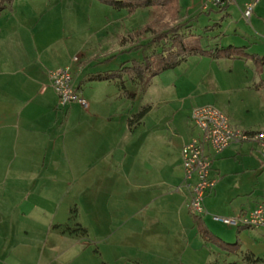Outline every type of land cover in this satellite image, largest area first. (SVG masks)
Segmentation results:
<instances>
[{
	"label": "crops",
	"instance_id": "1",
	"mask_svg": "<svg viewBox=\"0 0 264 264\" xmlns=\"http://www.w3.org/2000/svg\"><path fill=\"white\" fill-rule=\"evenodd\" d=\"M189 1L182 4L183 16L192 21V29L202 37L205 49L247 47L249 54L264 57V0L249 22L242 14L248 0H237L223 11L210 12L198 9V0ZM147 10L144 27L159 12ZM212 13L221 15L213 25H206L210 28H204V35L196 33L195 23L203 14ZM4 29L0 26V264H264V229L229 227L215 219L234 217L264 205V200H252L231 184L221 188L227 197L222 198L218 191L226 180H222L216 162L227 156L238 159L254 150L264 159L262 147L256 142L234 144L215 160L212 176L218 184L205 200L207 214L202 216L203 221L220 239L235 245L230 252L202 236L189 208L190 191L184 183L182 164L177 165V161L181 159L182 163V149L195 135L193 129L186 137L175 136L164 158L152 159L153 152L147 151V157L141 160L134 153L128 171L125 169L127 178L120 182L124 188L129 187L128 195H121L113 213L108 203L92 202L91 207L90 203L86 212L89 221L83 220L75 200L69 201L67 190L75 183L71 176L77 177L76 165H108L111 150H115L114 156L118 153L120 130L109 113L88 112L84 116L78 104L61 108L49 74L71 67L75 86L83 96L88 81L91 85L114 81H90V76L112 71L106 65L125 50L113 55L116 58L112 61H107L112 56L102 58L98 54L99 49L108 48V28L78 51L64 31L28 34ZM252 66L257 74L255 64ZM230 75L217 78L221 89L245 92L244 101L256 117L261 112V121L238 117L231 101L221 107L218 102L207 105L219 108L236 129L263 132L264 103L257 98L260 95L264 100V86L256 87L264 82V68L258 82L257 77L242 73ZM125 162L120 161L119 167L126 166ZM161 162L163 165H159ZM64 174L70 178H63ZM205 216L211 217L214 229ZM114 226L118 227L117 234L104 242L102 253L98 242Z\"/></svg>",
	"mask_w": 264,
	"mask_h": 264
},
{
	"label": "rangeland",
	"instance_id": "2",
	"mask_svg": "<svg viewBox=\"0 0 264 264\" xmlns=\"http://www.w3.org/2000/svg\"><path fill=\"white\" fill-rule=\"evenodd\" d=\"M187 1L189 0H183L182 4H186ZM203 3L204 0H198V9L200 8L201 11ZM150 9L152 12L159 11L158 14L161 12L159 7ZM145 15L149 17L147 9H141L136 15L129 16L127 10H116L96 0H15L12 8H9L6 13L0 14V26L4 27L5 31H12V33L29 34L30 32L48 33L51 31L58 34V31L59 33L64 31L68 40L77 44L76 51L80 50L82 45L93 41L97 34L108 28L110 31L108 52L106 49H99L98 54L102 58H108L118 55L124 49L126 51L124 54H120L113 62L106 65L108 70H116L123 61L143 59L142 52L127 53V51L140 44H146L150 35L124 40L131 33L144 27ZM220 15V13H212L210 16L203 14L200 20L195 23V32L204 35L206 25L209 23L213 25V20H218ZM154 18L155 16L152 20ZM122 29L125 31L123 32ZM262 45L263 43H260L261 47ZM155 50L156 46L148 49L147 52L152 54ZM252 65H254L253 62L248 63L239 59L213 61L206 57H191L176 69L166 71L149 80L144 91H141L138 85L126 80V90L136 95L132 99L126 98L124 95L120 80L102 84L95 82L93 85L88 81L83 87V98L91 104V108L85 109L77 105L79 112L84 116L88 112L100 114L105 112L113 115L114 123L120 130V135L117 138V142L120 143L116 149L118 152L116 156L113 155L115 150H111L108 165H105V162H100V165H76L75 167L78 169V174L76 178L73 177L74 174L71 176L75 183H71L73 186L67 192L69 201L75 200L74 203L79 206L83 220L85 218L89 221L86 212L90 210L92 202L98 205L108 203L113 213L121 195H128L129 187L126 185L124 188L120 182H124L127 178L126 171L134 159V153H138L141 160H144L143 157H147L145 156L147 151L153 152L152 159L156 156L164 158L167 149L172 146L170 142L175 136L186 137L193 131L190 116L198 106L218 102L221 107L228 105L231 101L238 117L248 121H252V119H255L256 122L261 121V112L259 111L260 114L256 117V114L250 111L247 102L244 101L245 92L230 93L226 88L221 89L220 83L217 82L218 77L224 76L227 79L232 72L234 74L242 73L248 78L254 77L255 79L257 77L258 82L261 80L259 79L261 76L251 70ZM257 101L264 103L260 95ZM144 106H150L151 112L136 129H130L128 120ZM194 132L196 135L197 131ZM79 134L84 140V135L80 131ZM119 146L121 147L119 148ZM123 159L126 161L124 163L126 166L119 167V163L120 161L122 163ZM177 162V165L182 164L181 159ZM102 163L104 165H101ZM216 163V168L222 174V180H226V183L220 184L218 189L222 198L227 196L221 191V188L225 184H231L236 186L242 195L252 197V200H264V159L257 150L240 155L238 159L227 156ZM159 165H163V163L161 162ZM63 178L70 177L64 174ZM189 217L191 219L190 215ZM205 219H207L208 225L214 229L215 224L211 217L205 216ZM117 229V226L111 227L106 233L105 239L98 242V245L96 243L102 253L105 250L104 242L117 234Z\"/></svg>",
	"mask_w": 264,
	"mask_h": 264
},
{
	"label": "trees",
	"instance_id": "3",
	"mask_svg": "<svg viewBox=\"0 0 264 264\" xmlns=\"http://www.w3.org/2000/svg\"><path fill=\"white\" fill-rule=\"evenodd\" d=\"M116 10H127L129 16L135 15L141 9L159 7L161 12L151 20L145 27L131 33L128 38L136 39L150 35L146 44H140L131 48L127 53L141 51L143 59L129 60L123 62L117 70L109 72H98L90 76V81H122V90L126 98L132 99L136 95L126 90V80L131 81L144 91L149 80L162 75L164 72L174 70L181 66L189 58L199 56L211 60L242 59L252 60L256 66L258 75L262 74L264 68V57L248 53L247 47L229 46L226 48L216 47L205 49L202 46V37L194 33L191 20H185L183 16L182 0H96ZM15 0H0V14L12 7ZM210 27L205 30L209 31ZM156 46L153 53H147L148 49ZM124 51L123 53H125ZM112 56L107 61H112ZM264 86L261 81L257 89ZM150 106H144L128 120L130 129L139 125L151 112ZM195 227L202 236L223 251L230 252L235 245L228 244L215 235L205 224L202 217L193 216Z\"/></svg>",
	"mask_w": 264,
	"mask_h": 264
},
{
	"label": "built area",
	"instance_id": "4",
	"mask_svg": "<svg viewBox=\"0 0 264 264\" xmlns=\"http://www.w3.org/2000/svg\"><path fill=\"white\" fill-rule=\"evenodd\" d=\"M237 0H204V12L223 11ZM262 0H248L243 10V18L250 21ZM78 61V58H75ZM52 88L63 109L73 104L88 109L89 103L75 86L71 67L51 71ZM190 122L196 135L182 149V167L184 183L190 191L189 208L193 216L207 214L205 200L214 192L218 179L212 176L215 160L234 144L259 143L264 157V131L250 133L234 128L230 119L213 105L197 107L192 111ZM226 226L248 229H264V205L250 212H240L234 217H216Z\"/></svg>",
	"mask_w": 264,
	"mask_h": 264
}]
</instances>
